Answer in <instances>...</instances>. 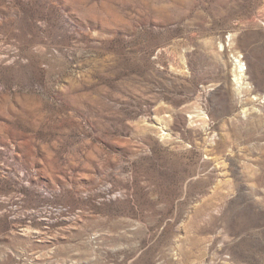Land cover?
I'll use <instances>...</instances> for the list:
<instances>
[{
  "label": "rangeland",
  "instance_id": "1",
  "mask_svg": "<svg viewBox=\"0 0 264 264\" xmlns=\"http://www.w3.org/2000/svg\"><path fill=\"white\" fill-rule=\"evenodd\" d=\"M0 264H264V0H0Z\"/></svg>",
  "mask_w": 264,
  "mask_h": 264
},
{
  "label": "bare ground",
  "instance_id": "2",
  "mask_svg": "<svg viewBox=\"0 0 264 264\" xmlns=\"http://www.w3.org/2000/svg\"><path fill=\"white\" fill-rule=\"evenodd\" d=\"M234 59H235V71H236L235 77H236L237 83L241 84V79L246 74L247 67L245 66V63L243 62L240 54L237 55Z\"/></svg>",
  "mask_w": 264,
  "mask_h": 264
}]
</instances>
